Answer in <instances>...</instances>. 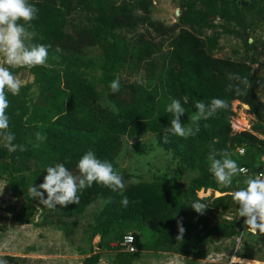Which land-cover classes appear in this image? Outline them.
I'll return each mask as SVG.
<instances>
[{"label": "trees", "instance_id": "trees-1", "mask_svg": "<svg viewBox=\"0 0 264 264\" xmlns=\"http://www.w3.org/2000/svg\"><path fill=\"white\" fill-rule=\"evenodd\" d=\"M29 2L39 9L31 21L32 43L50 45L49 55L45 66H9L13 73L26 69L32 79L22 84L18 95L7 93L8 130L15 134L13 143L23 144L26 150L9 152L0 143V180L13 198L22 199L19 206L7 204L0 219L33 227L54 225L68 235L74 224L67 219L101 199L87 235L84 264L98 263L99 253L91 247L95 236L101 248L112 250L117 264L132 260V253L119 245L128 230L135 250L183 257L212 236H237L244 217L239 216L232 193L244 187L247 176L252 175L239 174L230 186L218 184L209 172L207 156L210 146L227 150L239 166L254 172L264 152V52L255 44L264 22V0H183L174 22L167 25L148 16L150 0ZM222 36L238 42L240 53L233 51L238 56L214 55ZM91 49L97 53L89 54ZM141 70L154 74L146 73L143 82L127 83L120 78L122 73ZM229 74L246 78L247 83L230 80ZM116 77L120 90L112 93L109 83ZM236 86L243 94L235 92ZM102 98L110 107L100 105ZM213 98L228 101L229 107L201 120L195 135L168 134L165 140L164 128L170 127L173 118L166 106L173 99L185 108L181 122L189 126V118L197 111L195 103L208 104ZM235 100L246 105L253 116L248 129H231V102ZM37 132L46 139L33 147ZM144 133L153 134L156 145L175 160L170 177L129 182V175L119 172L126 184L123 193L94 182L78 192L79 203L66 207L49 208L30 198L29 187L43 182L46 167L63 163L78 174L77 162L89 150L118 171L114 156L120 138ZM240 146L241 155L235 152ZM185 171L194 173L183 181ZM207 189L220 195L197 196L199 190ZM124 196L129 200L127 207L121 203ZM193 202L207 208L197 213L191 207ZM227 203L232 206L228 219L204 224L210 209H221ZM178 221L185 229L182 239L177 238L181 235ZM145 223L154 225V235L141 239Z\"/></svg>", "mask_w": 264, "mask_h": 264}, {"label": "rangeland", "instance_id": "rangeland-1", "mask_svg": "<svg viewBox=\"0 0 264 264\" xmlns=\"http://www.w3.org/2000/svg\"><path fill=\"white\" fill-rule=\"evenodd\" d=\"M181 1L183 0H150L147 14L153 20L165 25L171 24L178 14ZM219 43L220 47L214 52L216 57H236L238 55L233 54V51L236 50L239 53L241 51L238 42L232 37L222 36ZM255 44L259 50L264 52V22L258 30ZM96 53L95 49L89 51L91 55ZM0 63L9 67L2 56H0ZM146 71L148 70H141L136 74L122 73L120 78L127 83L143 82L146 73L154 74V72ZM14 74L22 81V84L31 82L32 76L26 69H20ZM261 97L264 100V96ZM100 105L110 107V103L105 98L100 99ZM231 106H235V112L233 111L231 118L232 125L247 128L253 121V116L247 110L242 109L240 104ZM114 162L118 172L129 175V182L170 177L176 167L170 152L158 147L154 135L150 133L130 138L121 137ZM193 173V171H185L181 179L186 181ZM196 194L198 197L208 195L205 192V195L198 192ZM9 203L19 206L22 199L13 198L5 182L0 180V215L5 214V206ZM101 205L102 200L95 199L90 202L82 214L67 219L69 223L74 224L68 235L54 225L33 227L30 224H17L8 219H0V258L7 260V264H84L83 258L87 256L89 248L87 235L93 216ZM231 208L232 206L227 203L221 209H210L205 214L204 224H212L229 218L228 211ZM141 227L143 230L141 239L142 235L148 238L154 235L153 224L145 223ZM125 234H131V230ZM91 247L92 251L99 253L97 264H117L112 250L100 247L98 236L93 237ZM131 253L130 264H243L240 262H251L241 259L236 254H246V258L257 261L255 264H264V234L258 232L254 234L244 229L241 236L238 234L230 238H211L197 246L187 257L174 253L141 250Z\"/></svg>", "mask_w": 264, "mask_h": 264}, {"label": "clouds", "instance_id": "clouds-1", "mask_svg": "<svg viewBox=\"0 0 264 264\" xmlns=\"http://www.w3.org/2000/svg\"><path fill=\"white\" fill-rule=\"evenodd\" d=\"M38 11L39 9L29 0H0V56L4 58L8 66L32 68L46 65L50 45L32 43L35 33L30 31L31 21L37 18ZM10 67L0 63V143L9 152H15L17 149L25 151L26 148L23 144L13 143L15 134L8 130L10 118L7 114L9 108L7 93L18 95L22 87V81L10 70ZM229 79L247 83L246 78L234 74H229ZM109 88L112 93L120 90L119 77L109 83ZM228 90L232 91L233 86L230 85ZM235 92L243 94L238 86L235 87ZM184 103H188L187 98ZM228 107V101L220 98H213L208 104L197 101L195 103L196 114L189 118L192 124L185 126L181 122L185 108L179 100L173 99L166 106V112L171 113L173 118L170 121V127L164 128L165 140H167L168 134L184 138L195 135L199 132L201 120L207 121L216 115L218 110ZM35 137L37 143L33 144V147H39V142L46 139V136L40 132L35 133ZM207 160L209 172L218 184L230 186L233 177L239 174L247 176L248 170L240 167L237 161L230 157L227 150H217L210 146ZM76 168L78 174H74L63 163L46 167L47 174L44 176L43 182L38 186L32 184L29 187L30 198L38 199L41 204L49 208L57 205L66 207L69 204L79 203L78 192L86 187H91L94 182L119 193H123L126 188L123 176L114 169L112 163L99 159L92 150L81 156ZM244 185L232 193L233 201L238 205V214L245 218L244 223L248 230L254 234L257 232L264 234V173L247 176ZM121 203L124 207L128 206L127 196L123 197ZM191 207L197 213H203L207 208L200 202H193ZM178 226L181 235L177 238L182 239L185 229L179 221ZM0 264H7V260L0 258Z\"/></svg>", "mask_w": 264, "mask_h": 264}, {"label": "built area", "instance_id": "built-area-1", "mask_svg": "<svg viewBox=\"0 0 264 264\" xmlns=\"http://www.w3.org/2000/svg\"><path fill=\"white\" fill-rule=\"evenodd\" d=\"M231 108H232V110L234 111V108H233L232 106H231ZM231 118H232V117H231ZM231 125H232V121H231V119H230V126H231ZM239 128H240V129H243V127L234 126V125L231 126V129H232L233 131H236V130H238ZM235 152H236L237 154H239V155L243 154V147H241V146H240V147H237V148L235 149ZM257 166H261V168H260L259 170H256V169H255L254 172H251V170H249V169L246 168V167H243V166H240V167L246 168V169L248 170L247 174H251L252 176H255V175L260 174V173H264V152L259 156ZM244 219H245V218H244ZM243 226H245V223H243ZM119 245L122 247V249H123L125 252L130 253V252L135 251V248H134V246H133V244H132V236H131V234H124V235L122 236V239H121Z\"/></svg>", "mask_w": 264, "mask_h": 264}, {"label": "crops", "instance_id": "crops-1", "mask_svg": "<svg viewBox=\"0 0 264 264\" xmlns=\"http://www.w3.org/2000/svg\"><path fill=\"white\" fill-rule=\"evenodd\" d=\"M261 60V59H260ZM263 99V98H262ZM232 102H234V104L232 103L231 105H238V104H240L241 105V107H242V109H244V110H247V106L246 105H244V104H242V103H239L238 101H232ZM234 108V112H235V106L233 107ZM263 114H264V110H263ZM233 123V122H232ZM249 128V125H248V127L247 128H244V129H248ZM258 137H261L260 135H258ZM262 138H264V137H262ZM204 192L207 194L208 193V195H210V194H213V196H218V195H220L218 192H216V191H211L210 189H207V190H205V191H202V190H199L198 191V193H201L202 195H205L204 194ZM228 219V218H227ZM244 223V222H243ZM244 229H246V230H248L247 229V227H246V225L245 226H243L242 225V228H241V231H240V233H239V235L241 236V234H242V232H243V230ZM250 231V230H249ZM211 238H216L215 236H212ZM210 238V239H211ZM175 254V253H174ZM241 259H246V260H249V261H251L250 263H244V262H240V263H243V264H255L257 261H253V260H251V259H249V258H246V257H241ZM235 261H236V258L234 259Z\"/></svg>", "mask_w": 264, "mask_h": 264}, {"label": "water", "instance_id": "water-1", "mask_svg": "<svg viewBox=\"0 0 264 264\" xmlns=\"http://www.w3.org/2000/svg\"><path fill=\"white\" fill-rule=\"evenodd\" d=\"M261 59V57H259V60ZM261 168V166H257L256 170H259Z\"/></svg>", "mask_w": 264, "mask_h": 264}]
</instances>
